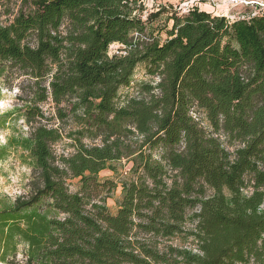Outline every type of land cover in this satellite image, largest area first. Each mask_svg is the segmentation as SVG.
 Instances as JSON below:
<instances>
[{
    "label": "trees",
    "instance_id": "1",
    "mask_svg": "<svg viewBox=\"0 0 264 264\" xmlns=\"http://www.w3.org/2000/svg\"><path fill=\"white\" fill-rule=\"evenodd\" d=\"M142 8L0 0V78L14 70L33 85L28 135L0 144V162L20 149L31 169L25 194H0V264H264V6L233 21L174 12L163 42L146 36ZM141 64L149 80L118 103ZM47 100L77 125L70 155L53 151L60 129L39 122ZM123 159L111 213L115 182L98 174ZM174 238L192 247L161 243Z\"/></svg>",
    "mask_w": 264,
    "mask_h": 264
},
{
    "label": "rangeland",
    "instance_id": "2",
    "mask_svg": "<svg viewBox=\"0 0 264 264\" xmlns=\"http://www.w3.org/2000/svg\"><path fill=\"white\" fill-rule=\"evenodd\" d=\"M142 10L137 12L145 24L146 36L157 37L163 42L167 37V30L172 25L170 16L172 13L183 14L184 7H198L200 10L207 11L213 15L225 16L229 21L238 18L247 17L252 12L257 11L258 7L264 6V0H142ZM164 8V9H163ZM151 14L155 15L151 17ZM2 20L4 18L2 17ZM119 44H112L109 52L119 49ZM145 74L143 65H138L135 69L131 85L121 87L118 92V103H122L127 96L135 93L136 84L140 81L149 80ZM32 82L25 76L18 75L11 70L7 76L0 78V113L13 110L5 127L0 130V144L6 143L10 138L27 136L31 125L25 123L22 118L25 101H30L32 96ZM65 107L66 104H61ZM44 117L39 121L48 126L58 127L63 137L53 144L52 148L56 155H70L74 151L73 141L67 137L70 130L76 128L69 114L65 118H60L54 103L50 100L40 104ZM19 108V109H18ZM68 111V109H67ZM201 118L202 112L197 113ZM205 124V122H203ZM223 145L229 150V146L224 137L220 138ZM86 144H99V140L82 139ZM116 170L104 169L99 172L98 177L101 181L110 180L115 182V188L111 191L106 204L111 213H115L121 199L122 181L128 178L131 162L123 159L114 163ZM31 176V169L26 162L22 160L21 150L10 151L7 158L0 162V194H5L9 198L25 194L27 183ZM79 187V179L72 178L68 180V188L74 192ZM264 207V204H263ZM161 243H170L178 246L192 247L190 241H183L180 238H174L170 241L161 240ZM22 260V254L16 257Z\"/></svg>",
    "mask_w": 264,
    "mask_h": 264
},
{
    "label": "built area",
    "instance_id": "3",
    "mask_svg": "<svg viewBox=\"0 0 264 264\" xmlns=\"http://www.w3.org/2000/svg\"><path fill=\"white\" fill-rule=\"evenodd\" d=\"M142 1V0H141ZM190 7H184L183 8V11L184 12H186V11H188V9H189ZM121 48H122V46H121ZM120 54V53H123V51L122 50H120V49H116V50H114L113 52H112V54Z\"/></svg>",
    "mask_w": 264,
    "mask_h": 264
}]
</instances>
